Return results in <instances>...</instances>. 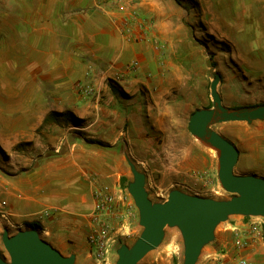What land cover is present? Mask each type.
Returning <instances> with one entry per match:
<instances>
[{
  "label": "crops",
  "instance_id": "crops-1",
  "mask_svg": "<svg viewBox=\"0 0 264 264\" xmlns=\"http://www.w3.org/2000/svg\"><path fill=\"white\" fill-rule=\"evenodd\" d=\"M195 1L207 21L226 27L211 0ZM238 3L244 14L253 12L264 18V0ZM181 10L176 0L104 4L100 0H0V152H16L25 144L23 149L32 154L24 160L13 156L6 164L10 169L0 164V227L39 223L44 240L62 255H82L96 226L99 181L114 178L127 159L117 152L121 146L114 147L119 137L108 150L76 141L60 154L67 135L61 139L57 132L70 135V130L79 129L76 122L100 112V95L89 100L78 91L81 82L107 92L108 80L116 81L138 99L141 83L148 87L157 83V79L141 80V61L149 65L159 62L161 55L151 43L129 40L124 20L130 12L152 19L151 36L171 43L177 38ZM235 23V27L245 24ZM235 27H227L231 37L247 38L236 34ZM135 61L140 68L131 72L128 65ZM115 99L120 98L112 93L102 102L115 106L119 104ZM116 108L121 110L119 105ZM126 110L130 118L132 113ZM52 113L57 116L45 124ZM95 123L88 122L87 129ZM65 124H70L69 129ZM114 125L111 134L119 133ZM194 159L196 172L209 169V159L199 155ZM229 235L221 234L216 241ZM249 257L252 264H264V245L252 249Z\"/></svg>",
  "mask_w": 264,
  "mask_h": 264
},
{
  "label": "rangeland",
  "instance_id": "rangeland-1",
  "mask_svg": "<svg viewBox=\"0 0 264 264\" xmlns=\"http://www.w3.org/2000/svg\"><path fill=\"white\" fill-rule=\"evenodd\" d=\"M180 2L183 14L179 18L177 38H173L171 43L155 38L163 46L161 53L164 56L158 59L159 62L154 61L149 65L141 61V80L157 79L156 85L148 87L141 83L139 99L131 95L121 83L111 80H108L107 92H98L93 84L94 93L91 95L78 88L89 100H95L100 95V112L97 116L96 110L88 120L76 122L79 129L70 130V135L66 134L67 131L57 132L61 139L67 135L60 154L67 152L70 143L76 141L87 147L108 150L112 148L116 137H119L114 147L121 146L117 152L127 159L114 178L99 181L98 194L113 196L116 203L111 212L96 221L82 255L79 258L75 255V264H117L119 249L124 245L132 247L143 233L139 210L129 192V185L134 182L130 163L146 175L145 189L153 203H165L173 191L215 201H229L236 196L222 189L216 152L196 140L191 135L189 125L196 111L213 108L211 86L216 79H219L218 92L225 108L264 105V37H259L264 36V18L258 13L244 14V8L239 5L238 0H211L210 3L220 13L219 19L226 26L222 29L216 22L207 21L201 5L196 7L188 0ZM150 20L154 26V20ZM239 21L245 24L235 27L233 22L237 24ZM227 27H235L236 34H245L247 38L240 37L243 39L241 41L240 38L231 37L232 32ZM156 62L161 63L160 67ZM112 93L118 94L120 99L115 100L119 104L114 106L112 103L102 102ZM117 105L121 107L120 111L116 108ZM111 107L117 110V114L111 112ZM127 108L132 113L130 118L126 115ZM95 120L96 123L87 129L88 122ZM112 124L118 127L119 133L111 134ZM69 125L65 124V129H69ZM212 129L239 150L240 159L234 170L235 175L264 179V120L251 124L221 123L214 125ZM24 147L25 144H21L16 152H0L2 168L7 166L10 169L11 165L6 164L13 156L19 160L32 156ZM170 147L175 150L171 151ZM167 150L174 153L166 154ZM52 154L53 152H49V155ZM196 155L210 161L209 169L204 173L194 170ZM249 220L250 217L246 216H232L228 222L234 224ZM228 222L217 227L215 240L203 248L197 264H214L210 255L219 253L216 238L223 234ZM30 224L32 223L2 224L0 258L10 261L2 242L5 230H9L10 236H15L21 231H31ZM34 231H38L44 240L46 236L42 231ZM91 236L95 242L91 241ZM185 252L180 229L166 227L160 246L150 252L142 263L184 264Z\"/></svg>",
  "mask_w": 264,
  "mask_h": 264
},
{
  "label": "water",
  "instance_id": "water-1",
  "mask_svg": "<svg viewBox=\"0 0 264 264\" xmlns=\"http://www.w3.org/2000/svg\"><path fill=\"white\" fill-rule=\"evenodd\" d=\"M219 79L211 86L213 108L196 111L191 119V135L205 147L216 152L218 178L227 193L236 195L229 201H215L173 191L165 203H153L145 189L146 175L130 163L134 182L129 192L140 213L144 228L132 247L122 246L117 264H143L144 258L163 241L166 227H178L185 242V263L197 264L203 248L215 240V231L232 216L264 217V179L237 176L239 150L212 127L228 122L253 123L264 120V105L227 109L218 92ZM10 261L0 258V264H75L76 256L64 257L44 241L38 231H21L10 236L6 229L2 237Z\"/></svg>",
  "mask_w": 264,
  "mask_h": 264
},
{
  "label": "built area",
  "instance_id": "built-area-1",
  "mask_svg": "<svg viewBox=\"0 0 264 264\" xmlns=\"http://www.w3.org/2000/svg\"><path fill=\"white\" fill-rule=\"evenodd\" d=\"M100 1L104 4L111 0ZM119 9L125 11L122 7ZM124 25V34L129 40L135 43H151L156 51H159L161 57L164 56V53H161L163 46L151 36L153 24L149 18H140L138 13L130 12L124 20ZM139 68L140 63L138 61L132 62L128 66V70L131 72ZM78 88L88 95L94 93V88L90 83L81 82ZM97 199L96 221L111 212L116 203L113 196L103 195V193L98 194ZM223 234H230V237L219 242V253L210 256L213 257L214 264H252L249 257L250 251L258 245H264V217H250L248 222H236L234 224L228 222ZM90 239L95 242L93 236ZM101 245L105 246L104 243Z\"/></svg>",
  "mask_w": 264,
  "mask_h": 264
},
{
  "label": "trees",
  "instance_id": "trees-1",
  "mask_svg": "<svg viewBox=\"0 0 264 264\" xmlns=\"http://www.w3.org/2000/svg\"><path fill=\"white\" fill-rule=\"evenodd\" d=\"M188 1H189L190 3H192L193 5H195L196 7L199 6V4H198L197 2H195V0H188ZM176 2H177L179 5L181 4L180 0H176ZM112 88H113V86H112ZM55 116H57L56 113H52V114H50V115L47 117V119H46V121H45V124L48 123V122H50V121H52V119H53ZM30 225H31V227H32V230H40V231H41V227H40L39 223L34 222V223L30 224Z\"/></svg>",
  "mask_w": 264,
  "mask_h": 264
},
{
  "label": "bare ground",
  "instance_id": "bare-ground-1",
  "mask_svg": "<svg viewBox=\"0 0 264 264\" xmlns=\"http://www.w3.org/2000/svg\"><path fill=\"white\" fill-rule=\"evenodd\" d=\"M170 148H171V147H170ZM174 150H175L174 147L171 148V151H174ZM171 151H170V150H169V151L167 150V151H165V153L167 154V153L169 152V155L172 154V153H174V152H171ZM157 155H158V154H157ZM173 156H174V155H173ZM175 158H176V157H175ZM171 159H172V158H171ZM173 159H174V158H173ZM172 161H173V160H172Z\"/></svg>",
  "mask_w": 264,
  "mask_h": 264
}]
</instances>
